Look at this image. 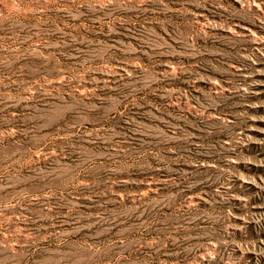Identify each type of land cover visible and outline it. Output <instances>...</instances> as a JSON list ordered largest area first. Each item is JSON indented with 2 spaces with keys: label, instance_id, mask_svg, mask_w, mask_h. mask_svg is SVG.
Listing matches in <instances>:
<instances>
[{
  "label": "rangeland",
  "instance_id": "rangeland-1",
  "mask_svg": "<svg viewBox=\"0 0 264 264\" xmlns=\"http://www.w3.org/2000/svg\"><path fill=\"white\" fill-rule=\"evenodd\" d=\"M15 258L264 264V0H0Z\"/></svg>",
  "mask_w": 264,
  "mask_h": 264
},
{
  "label": "bare ground",
  "instance_id": "bare-ground-1",
  "mask_svg": "<svg viewBox=\"0 0 264 264\" xmlns=\"http://www.w3.org/2000/svg\"><path fill=\"white\" fill-rule=\"evenodd\" d=\"M20 263H21V259L20 258L11 259V260H8V262H7V264H20Z\"/></svg>",
  "mask_w": 264,
  "mask_h": 264
}]
</instances>
